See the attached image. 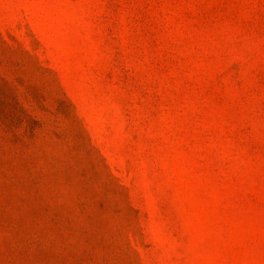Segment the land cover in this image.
<instances>
[{"label": "rangeland", "instance_id": "rangeland-1", "mask_svg": "<svg viewBox=\"0 0 264 264\" xmlns=\"http://www.w3.org/2000/svg\"><path fill=\"white\" fill-rule=\"evenodd\" d=\"M0 264H264V0H0Z\"/></svg>", "mask_w": 264, "mask_h": 264}]
</instances>
